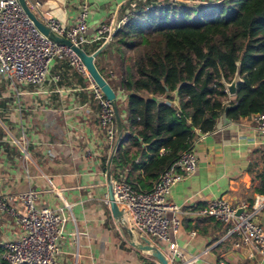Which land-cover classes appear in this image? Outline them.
Segmentation results:
<instances>
[{
  "label": "crops",
  "instance_id": "1",
  "mask_svg": "<svg viewBox=\"0 0 264 264\" xmlns=\"http://www.w3.org/2000/svg\"><path fill=\"white\" fill-rule=\"evenodd\" d=\"M38 1L41 6L35 14L39 18L51 16L70 25L83 0ZM86 1L87 22H94L95 31L102 21L146 11L145 5L161 8L200 0ZM80 37L89 41L94 35L87 36L85 31ZM109 44L94 62L116 84L117 95L124 101L123 91L115 82L120 73L103 67V60L114 51L112 46L106 48ZM81 47L87 53L98 48L96 42H83ZM54 74L60 75L58 82L52 80ZM89 86L87 77L67 62L52 61L47 79L39 85H17L0 74V193L33 191L39 206L70 208L65 211L68 220L60 245L61 264H159L153 255L130 245L128 233L104 203L106 163L112 147L98 130L99 106ZM121 106L124 123V102ZM126 133L122 128V137ZM190 150L197 158L196 171L174 184L168 197L179 207L178 227L176 231L169 229L168 242L154 246L164 255L169 246L180 249L182 257L175 258V264L184 260L193 264H217L221 260L226 264H264L263 255L249 257L250 247L235 246L240 236L231 232L230 224L197 214L216 198L248 210L258 201L261 206L254 219L264 228V136L252 129L249 116L234 122L222 115L211 132L199 134ZM151 160L137 156L134 164H145L133 168L130 161L117 167L112 159L111 180L126 178L135 189L148 190L157 179L146 171ZM10 204L21 210L20 201ZM18 234L14 218L0 211V264H6L2 245ZM132 236L136 243L146 245L134 233Z\"/></svg>",
  "mask_w": 264,
  "mask_h": 264
},
{
  "label": "trees",
  "instance_id": "2",
  "mask_svg": "<svg viewBox=\"0 0 264 264\" xmlns=\"http://www.w3.org/2000/svg\"><path fill=\"white\" fill-rule=\"evenodd\" d=\"M113 44L124 101L99 71L116 92L119 114L125 104L117 167L130 161L137 168L145 164H134L137 156L151 157L146 171L156 178L220 116L237 122L264 110V0L152 7L130 16ZM239 60L243 82L229 98L223 80L232 79ZM228 104L235 107L225 110Z\"/></svg>",
  "mask_w": 264,
  "mask_h": 264
},
{
  "label": "built area",
  "instance_id": "3",
  "mask_svg": "<svg viewBox=\"0 0 264 264\" xmlns=\"http://www.w3.org/2000/svg\"><path fill=\"white\" fill-rule=\"evenodd\" d=\"M206 2L200 0L197 3ZM26 3L34 13L41 6L38 0H26ZM148 8V5L144 6V10ZM88 14V3L83 0L73 24L70 25L55 17L39 18L35 15L56 36L65 37L80 47L83 42H96L100 46L111 43L118 29L130 17L126 13L114 21L100 22L95 28L94 37L87 41L80 36L87 29ZM52 61L67 62L75 71L87 77L92 97L99 106L98 130L112 147L116 135L113 108L78 55L67 45L53 41L40 32L18 0H0V74L17 85H39L47 79ZM52 80L58 82L60 75H52ZM249 118L252 129L264 136V110L249 115ZM160 152L163 153V149ZM196 168L195 154L191 150H185L168 164L148 190L135 189L126 178L112 180L113 199L122 211V218L131 232L145 244L154 246L156 243H166L169 240V229L176 231L179 224L176 212L179 207L169 201L170 189L183 178L194 174ZM35 200L33 191L17 195L0 193V211L13 217L19 228L18 236L2 245L6 264H61L60 245L64 238V225L68 220L66 212L70 208L36 209ZM13 201H20L21 210L11 206ZM104 203L110 205L108 194L104 197ZM260 206L255 201L251 210H248L245 206L237 207L224 198H216L198 209L197 214L230 224L231 232L240 236V241L235 243L236 247H250L249 257H253L255 253L264 256V228L254 219ZM238 209H242L240 213ZM168 213L172 214L171 218L167 216ZM165 257L169 264H175V258L182 257V252L176 246H169ZM182 264L193 263L184 260ZM217 264L226 262L221 260Z\"/></svg>",
  "mask_w": 264,
  "mask_h": 264
},
{
  "label": "water",
  "instance_id": "4",
  "mask_svg": "<svg viewBox=\"0 0 264 264\" xmlns=\"http://www.w3.org/2000/svg\"><path fill=\"white\" fill-rule=\"evenodd\" d=\"M20 6L24 10V12L27 14V16L32 20L34 25L39 29L40 32H42L45 36H47L49 39L62 43L64 45H67L70 47L80 58L82 63L84 64L88 74L91 76L95 84L101 89L103 92L105 98L109 101L111 104L113 111H114V119H115V126H116V135H115V140L113 143V146L110 151V155L108 157L107 163H106V179H107V194L110 200V211L112 214L113 219L118 221L122 227L126 230L129 236V243L132 247L135 249L142 251V252H147L151 255L154 256V258L158 261L159 264H169L164 253L157 248L156 246L153 245H143L140 243H136L133 239L132 232L130 228L126 225L124 219L122 218V211L118 208L117 204L115 203L113 199V194H112V180H111V162L114 157L115 151L122 139V120L118 111V105H117V97H116V92L112 88V86L108 83L106 78L102 75V73L99 71L97 68L94 58L98 53L101 52V50L106 46L101 45L98 47L94 52L92 53H87L84 51V49L80 46H77L73 44L69 39L65 37H59L56 36L50 28L45 25L36 15L34 12L30 10L28 7L26 0H18ZM243 82V78L241 76V61H237L236 63V70L234 72V75L230 81H224L223 80V85L225 87V90L227 92V95L229 97H234L237 93V87L239 83ZM235 105H228L225 107V110L228 108H234ZM137 137V135H134ZM242 209H238V213L241 212Z\"/></svg>",
  "mask_w": 264,
  "mask_h": 264
},
{
  "label": "rangeland",
  "instance_id": "5",
  "mask_svg": "<svg viewBox=\"0 0 264 264\" xmlns=\"http://www.w3.org/2000/svg\"><path fill=\"white\" fill-rule=\"evenodd\" d=\"M188 5H194V4H188ZM97 23V22H96ZM95 23V24H96ZM88 27L86 29V35L89 36V35H95V31L92 29L93 25H94V22L93 21H90L89 23H87ZM99 24V23H98ZM116 44H113V49L114 51L111 53V54H108V56H106V58L103 60L104 61V64H103V67L105 68V70L107 71L108 69H112L113 71H115V73H120V68H119V64H120V57H119V54L117 53V51H115L116 49ZM111 47V45L109 44V46H107L106 48L109 49ZM104 70V72H105ZM103 73V72H102ZM105 76L108 77L107 74L103 73ZM102 74V75H103ZM103 75V76H104ZM115 79V78H113ZM115 82H118V79L115 80ZM35 208L36 209H40L42 208V206H39L36 202H35Z\"/></svg>",
  "mask_w": 264,
  "mask_h": 264
}]
</instances>
